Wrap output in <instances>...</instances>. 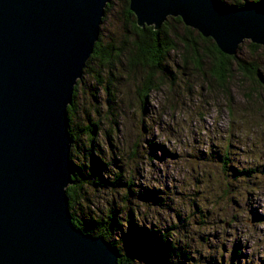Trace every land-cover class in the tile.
Listing matches in <instances>:
<instances>
[{
	"label": "rangeland",
	"instance_id": "rangeland-1",
	"mask_svg": "<svg viewBox=\"0 0 264 264\" xmlns=\"http://www.w3.org/2000/svg\"><path fill=\"white\" fill-rule=\"evenodd\" d=\"M107 1L101 41L126 47L131 34L121 3ZM248 42L235 55L258 63L262 83L232 65L220 87L183 62L178 48L143 109L141 66L127 57L107 70L89 63L90 73L75 82L71 123L97 122L91 143L78 133L72 159L82 179L72 207L80 220L110 207L121 224L108 241L120 249L131 226L154 239L166 231L182 249L180 264H264V62L261 45L250 52ZM93 160L98 177L88 174Z\"/></svg>",
	"mask_w": 264,
	"mask_h": 264
},
{
	"label": "water",
	"instance_id": "water-1",
	"mask_svg": "<svg viewBox=\"0 0 264 264\" xmlns=\"http://www.w3.org/2000/svg\"><path fill=\"white\" fill-rule=\"evenodd\" d=\"M107 0H0V264H121L101 236L70 223L65 108ZM135 24L167 16L224 54L264 46V1L128 0Z\"/></svg>",
	"mask_w": 264,
	"mask_h": 264
},
{
	"label": "trees",
	"instance_id": "trees-1",
	"mask_svg": "<svg viewBox=\"0 0 264 264\" xmlns=\"http://www.w3.org/2000/svg\"><path fill=\"white\" fill-rule=\"evenodd\" d=\"M119 1L122 6V13L126 16V21L129 25L128 30L131 36L125 38L130 40L129 45L126 47L125 45H118L112 39L102 42L101 35L98 33L81 72L90 73L89 63L92 60L98 61L101 70H107L116 59L127 57L130 65H139L144 69L141 81L136 88L137 99L141 109H143L146 103L148 93L159 87L160 76L167 70L168 53L170 51H176L178 48L183 62H189L198 71L208 74L220 87H224L227 82L232 65L239 72L246 74L248 78H251L257 83H262L263 79L259 73L258 63L256 64L253 60L244 61L235 54L227 55L220 52L209 37H203L196 30L184 25L178 16H167L157 29L146 25L138 27L135 24L134 15L128 9V0ZM216 1L226 7H237L259 0L249 2L233 0L228 4H223L220 0ZM109 6L110 1H107L104 5L101 19L105 17ZM248 45L251 48L250 52H255L259 48V45L251 42H248ZM261 49L264 62V46H261ZM98 70L95 69L91 73L96 81L100 82ZM75 91L76 83L73 84L70 102L65 108L66 129L70 137L68 159L71 167V182L65 186L64 190L67 209L70 215V223L83 233H88L92 236H101L105 239L118 253V263L132 264L137 259L142 261L143 264H180L178 255L182 249L178 250L176 244L167 238L166 231L154 239L151 236L145 235L143 232L137 231L136 228L129 226V232L120 249L115 246L118 241L115 239L108 241L111 234L120 228L121 222L117 209L112 210L109 207L103 214L94 213L95 216H90L83 220H80L78 214H75L73 211L72 207L76 203L75 194L81 188L82 180L79 171H76V166L72 164L75 145L77 144V135L78 133L84 135L86 143H91L94 138L97 123L96 121H90L87 124L85 123L84 126L77 127L75 125V128L72 127ZM97 165L98 163L96 164L94 160L91 162V171H88L89 175L94 177L100 175L101 171H99Z\"/></svg>",
	"mask_w": 264,
	"mask_h": 264
},
{
	"label": "bare ground",
	"instance_id": "bare-ground-1",
	"mask_svg": "<svg viewBox=\"0 0 264 264\" xmlns=\"http://www.w3.org/2000/svg\"><path fill=\"white\" fill-rule=\"evenodd\" d=\"M132 13V12H131Z\"/></svg>",
	"mask_w": 264,
	"mask_h": 264
}]
</instances>
